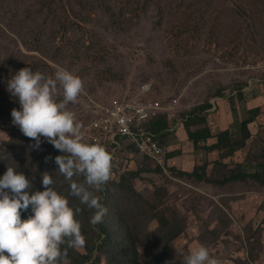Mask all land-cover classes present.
Returning <instances> with one entry per match:
<instances>
[{
	"label": "rangeland",
	"instance_id": "obj_1",
	"mask_svg": "<svg viewBox=\"0 0 264 264\" xmlns=\"http://www.w3.org/2000/svg\"><path fill=\"white\" fill-rule=\"evenodd\" d=\"M26 66L46 76L59 66L81 79L66 107L88 142L91 102L139 96L158 100L157 114L167 117L165 163L121 151L113 179L96 192L110 201L105 231L88 229L89 238L105 239L103 256L91 264H184L199 245L219 264H264V186L252 179L199 181L182 172L207 162L208 176L219 180L237 162L253 170L264 161V0H0V175L7 166L23 172L31 193L43 190L41 174L48 171L51 187L80 207L76 218L85 229L94 209L70 194L54 161L61 150L43 137L33 147L34 139L11 122L19 102L6 80ZM56 98L62 99L59 88ZM206 100L212 134L228 128L233 139L247 110L260 108L249 143L233 155L219 159L218 150L196 149L188 139L182 113ZM72 179L84 182L83 175ZM29 214L21 211V218ZM61 248L67 250L59 264H78L67 245Z\"/></svg>",
	"mask_w": 264,
	"mask_h": 264
},
{
	"label": "clouds",
	"instance_id": "obj_2",
	"mask_svg": "<svg viewBox=\"0 0 264 264\" xmlns=\"http://www.w3.org/2000/svg\"><path fill=\"white\" fill-rule=\"evenodd\" d=\"M58 88L62 90L59 100ZM81 89V79L59 66L47 76L21 67L6 80V90L19 102L18 108L11 109L12 124L34 139L33 147L38 148L43 137L61 150L62 154L54 157L57 169L69 181L70 194L94 209L89 222L95 225L107 212L96 192L110 178L112 157L102 144L84 139L81 123L66 107L76 101ZM74 175H83L84 182L73 180ZM29 183L23 172L11 166L0 175V264H59L67 250L61 245L78 248L85 244L76 218L81 209L51 187L53 179L48 171L41 174L43 190L30 193L26 190ZM21 211L30 214L22 219ZM183 261L219 264L205 245L190 249Z\"/></svg>",
	"mask_w": 264,
	"mask_h": 264
},
{
	"label": "trees",
	"instance_id": "obj_3",
	"mask_svg": "<svg viewBox=\"0 0 264 264\" xmlns=\"http://www.w3.org/2000/svg\"><path fill=\"white\" fill-rule=\"evenodd\" d=\"M222 93V88H219L216 94L220 95ZM238 95L239 98L243 95L240 88H238ZM108 103L109 101L103 104ZM209 107H211V103L206 100L193 106L190 110L182 113L181 117L183 119V124L188 139L191 140L194 147L196 149L204 147L208 151L218 150L220 152L219 159L227 155H233L235 153L236 147H245L246 144L249 143L252 135L249 125L253 121H255L256 117L260 114V108L258 106H255L247 110L246 116L240 122V137L238 139H233L232 133L228 128H224L218 131L216 134H212L207 122V114L205 112ZM146 130L154 133L159 143L163 147H165L163 140L166 137L167 133H169V124L165 114L158 113L157 115H154L152 118H150L148 123H146ZM211 139L214 141H210ZM125 147L127 156L131 153L132 157L138 156V154L136 153L138 151V148L135 144L125 141ZM141 156L143 157V155ZM119 165H115L114 167H118ZM242 166L243 165L240 162H237L234 167H230L229 169H227L224 177L219 180H214L212 177L208 176L206 171L207 162L194 166L191 171L182 172L188 174L191 177H195L199 181L205 180L208 182L221 183L224 181H245L248 179H252L260 185L264 186V161L257 163L253 170H246ZM200 169H202V171H200ZM111 179L113 178H109V180ZM99 196L101 198V203L107 208L108 211V201H110V197L108 198L107 195L104 194H99ZM96 226L101 231H105V228L107 227L106 224L102 222L97 223ZM94 228L96 227L93 224H91L89 227H86L85 229L81 228V232L85 238V244L82 246L84 251H81L79 247H69V252L72 253L70 257L78 262V264H91V262L95 258L100 261L101 257L104 254L103 247L105 239L103 238L100 241L99 239H96L95 236L93 238H89L88 236V229L92 230ZM178 232H180L179 229Z\"/></svg>",
	"mask_w": 264,
	"mask_h": 264
},
{
	"label": "built area",
	"instance_id": "obj_4",
	"mask_svg": "<svg viewBox=\"0 0 264 264\" xmlns=\"http://www.w3.org/2000/svg\"><path fill=\"white\" fill-rule=\"evenodd\" d=\"M159 101H146L139 96L114 98L108 104L90 103L91 117L87 126L90 142L102 144L110 152L111 165H119L125 141L133 143L141 155L163 165L165 148L155 134L146 130V123L157 114ZM76 116L75 111H72ZM122 151V152H121Z\"/></svg>",
	"mask_w": 264,
	"mask_h": 264
},
{
	"label": "crops",
	"instance_id": "obj_5",
	"mask_svg": "<svg viewBox=\"0 0 264 264\" xmlns=\"http://www.w3.org/2000/svg\"><path fill=\"white\" fill-rule=\"evenodd\" d=\"M110 102V101H109Z\"/></svg>",
	"mask_w": 264,
	"mask_h": 264
}]
</instances>
